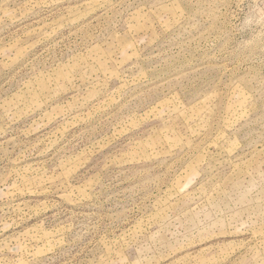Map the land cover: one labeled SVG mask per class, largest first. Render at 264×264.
Returning a JSON list of instances; mask_svg holds the SVG:
<instances>
[{"label":"rangeland","instance_id":"rangeland-1","mask_svg":"<svg viewBox=\"0 0 264 264\" xmlns=\"http://www.w3.org/2000/svg\"><path fill=\"white\" fill-rule=\"evenodd\" d=\"M0 264H264V0H0Z\"/></svg>","mask_w":264,"mask_h":264}]
</instances>
